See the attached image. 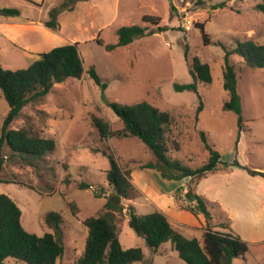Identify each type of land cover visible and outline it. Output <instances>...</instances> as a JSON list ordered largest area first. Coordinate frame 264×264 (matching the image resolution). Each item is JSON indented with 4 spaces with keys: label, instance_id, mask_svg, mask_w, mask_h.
Segmentation results:
<instances>
[{
    "label": "rangeland",
    "instance_id": "obj_1",
    "mask_svg": "<svg viewBox=\"0 0 264 264\" xmlns=\"http://www.w3.org/2000/svg\"><path fill=\"white\" fill-rule=\"evenodd\" d=\"M63 1L67 6L58 14L57 26H45L49 10ZM261 2L172 0L175 9L170 12L167 0H0V10L20 12L12 16L0 11L1 67L22 69L40 52L76 43L85 71L80 79L55 83L46 96L27 103L11 124V128L32 125L41 136L55 140L54 150L31 165L4 147L0 168V180L4 181L0 193L17 203L26 231L43 235L48 231L45 215L57 211L62 216L64 252L56 264H75L83 252L87 230L81 221L95 215L111 192L105 175L108 154L130 171L136 192L123 199L124 211L117 219L121 245L140 247L144 252L143 261L130 264H185L169 242L153 252L128 226L126 212L131 206L138 214L164 211L181 234L202 242L203 217L189 209L194 202L184 197L194 189L208 201L213 221L226 216L233 233L247 243L248 251L232 264H264V177L250 173L264 172V69L246 67L238 55L230 57L242 101L244 129L239 138L236 115L222 108L228 98L223 88L226 50L247 39L264 43V13L256 8ZM145 14L158 16V23L143 21ZM198 22L204 24L208 43L195 26ZM131 25L145 28V34L125 46L105 50L104 44L117 41L119 27ZM155 27L165 30L157 32ZM194 56L209 64L211 82L198 81L196 91L176 90V84L192 82L189 66ZM91 66L106 82L105 89L89 78ZM142 100L175 115L173 137L179 149L169 143L171 158L191 168L204 164L209 153L201 141L203 132L220 153L221 166L179 181L143 167L155 161L153 153L139 139L117 134L123 124L108 106L111 101L133 104ZM8 110L1 96L0 132ZM92 116L108 123L109 136H100ZM82 182L90 187L81 188ZM153 193L162 199L152 197ZM69 201L78 205L77 217L71 213ZM5 262L27 264L14 258Z\"/></svg>",
    "mask_w": 264,
    "mask_h": 264
},
{
    "label": "trees",
    "instance_id": "obj_2",
    "mask_svg": "<svg viewBox=\"0 0 264 264\" xmlns=\"http://www.w3.org/2000/svg\"><path fill=\"white\" fill-rule=\"evenodd\" d=\"M167 2L170 12H173L175 8L172 0ZM66 6L67 1H63L52 7L48 12L49 18L44 22L45 26L55 28L57 16L65 10ZM218 6L221 7L222 3ZM256 8L264 13V0L257 4ZM0 11L5 15L19 16L20 14L18 9ZM142 20L154 24L158 23L159 17L145 14ZM195 26L201 29L203 40L208 43V35L203 29L204 24L198 22ZM162 30L165 28L161 27ZM116 34L117 41L104 44L105 50L111 51L131 43L135 37L145 34V28L138 25L121 26L116 30ZM96 42L103 44L100 39H96ZM187 52V46H185V59H187ZM232 54L240 56L246 67L264 69V43L247 39L237 42L234 48L226 50L224 54L223 88L228 98L222 108L236 115L239 138L240 132L244 129V119L241 114L242 101L237 91V72L230 61ZM84 72L76 43L54 46L40 52L36 59L22 69L11 70L0 66V97L2 96L9 106L0 132V168L5 157L4 147L9 148L12 155L18 156L31 165L38 163L54 150L55 140L41 136L32 125L11 128V124L27 103L46 96L55 83H61L68 78L80 79ZM87 73L95 84L103 89L106 88V82L98 75L94 66H91ZM189 73L192 82L176 84V90L196 91L198 81L210 83L212 80L209 64L202 62L196 56L191 59ZM108 106L123 124V128L118 130L117 134L139 139L153 153L155 161H149L142 165L143 167L158 171L164 178L179 181L182 178L200 177L221 166L220 153L208 143L203 132H200L201 141L209 153L204 164L191 168L169 156V143L174 149H179V143L173 137V126L176 121L173 112L161 110L146 100L133 104L111 101ZM201 107L202 103L197 111ZM91 122L100 136L105 138L111 134L108 123L102 118L92 116ZM107 160L109 167L105 175L111 192L95 215L82 219L81 223L86 227L87 237L83 252L75 264H130L134 261H143L144 258V252L140 247L124 248L119 240L117 219L124 211L122 201L134 197L136 193L131 182L130 171L122 169L112 154L107 155ZM0 182L4 181L0 180ZM79 185L81 188L90 187L84 182ZM184 197L186 201L194 202L189 209L203 217L202 242L195 237L188 238L181 234L159 210L138 214L131 206L126 212L128 226L142 237L146 245L155 253L163 243L169 242L185 264H232L235 258L243 256L248 251L247 243L233 233L230 220L226 216L222 221H213L208 201L197 194L195 189L187 191ZM67 205L71 213L77 217L79 207L76 202L69 201ZM62 221L60 213L50 211L44 217L47 232L43 235L28 232L21 224V210L17 203L9 195L0 193V264H6L7 258L21 260L27 264H56L64 252Z\"/></svg>",
    "mask_w": 264,
    "mask_h": 264
},
{
    "label": "water",
    "instance_id": "obj_3",
    "mask_svg": "<svg viewBox=\"0 0 264 264\" xmlns=\"http://www.w3.org/2000/svg\"><path fill=\"white\" fill-rule=\"evenodd\" d=\"M154 31L161 32L159 27H155ZM104 101H105L106 104L108 103V100L105 97H104ZM250 173L259 175L261 177H264V172H262V171L251 170Z\"/></svg>",
    "mask_w": 264,
    "mask_h": 264
},
{
    "label": "crops",
    "instance_id": "obj_4",
    "mask_svg": "<svg viewBox=\"0 0 264 264\" xmlns=\"http://www.w3.org/2000/svg\"><path fill=\"white\" fill-rule=\"evenodd\" d=\"M162 195H163V193H162ZM151 196L154 197V198H155V197H156V198H159V197H160V199H162V198H161L162 196H159V195H157V194H155V193L151 194ZM160 199H159V200H160ZM160 211H161V210H160ZM161 212L164 213V214L166 215V217L168 218L167 214H166L164 211H161ZM168 219H169V218H168ZM169 221H171V220L169 219Z\"/></svg>",
    "mask_w": 264,
    "mask_h": 264
}]
</instances>
